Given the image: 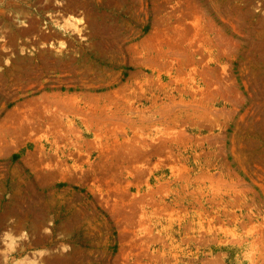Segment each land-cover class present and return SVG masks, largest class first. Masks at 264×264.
I'll list each match as a JSON object with an SVG mask.
<instances>
[{"label":"rangeland","instance_id":"rangeland-1","mask_svg":"<svg viewBox=\"0 0 264 264\" xmlns=\"http://www.w3.org/2000/svg\"><path fill=\"white\" fill-rule=\"evenodd\" d=\"M6 231L9 264H264V0H0Z\"/></svg>","mask_w":264,"mask_h":264},{"label":"clouds","instance_id":"clouds-1","mask_svg":"<svg viewBox=\"0 0 264 264\" xmlns=\"http://www.w3.org/2000/svg\"><path fill=\"white\" fill-rule=\"evenodd\" d=\"M57 5H61L62 0H55ZM51 16V14H49ZM22 26H27L24 21H20ZM85 25L84 17L81 16L79 18L69 16L67 17L63 23H58L53 20V27L59 29L61 32H65L70 29L75 35L80 37L83 41L86 38L82 35L84 28L81 27ZM56 53L60 55L66 48L67 44L64 40H60L57 42ZM14 218H10L9 223H12ZM49 226L43 229L45 235H51V227L54 225V222L50 220L48 222ZM61 238V237H58ZM28 239V234L26 231H22L18 236L14 235L11 231H6L3 233L2 237H0V243L4 244V248L0 251V256H3V264H9V257L12 253H14L18 246H20L21 241H26ZM61 250L63 252H67L70 250V246L64 244L61 245ZM48 255L47 249H37L32 253V257L29 258L27 255L22 258H12L11 264H41V260L44 256Z\"/></svg>","mask_w":264,"mask_h":264}]
</instances>
